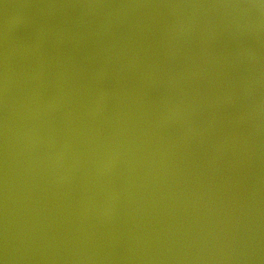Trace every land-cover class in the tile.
Returning <instances> with one entry per match:
<instances>
[{"label":"water","instance_id":"obj_1","mask_svg":"<svg viewBox=\"0 0 264 264\" xmlns=\"http://www.w3.org/2000/svg\"><path fill=\"white\" fill-rule=\"evenodd\" d=\"M253 2L0 0V257L264 264Z\"/></svg>","mask_w":264,"mask_h":264},{"label":"clouds","instance_id":"obj_2","mask_svg":"<svg viewBox=\"0 0 264 264\" xmlns=\"http://www.w3.org/2000/svg\"><path fill=\"white\" fill-rule=\"evenodd\" d=\"M168 7H179L169 5ZM197 7H216L223 9L239 10V16L243 20L237 19L234 27L237 31H247L250 35L258 40L264 41V0L248 4H219V5H201ZM6 79V78H5ZM7 240L5 241V254L0 257V264H8Z\"/></svg>","mask_w":264,"mask_h":264}]
</instances>
